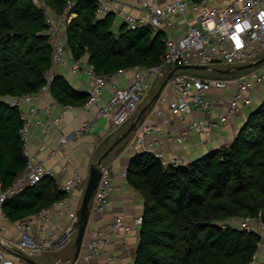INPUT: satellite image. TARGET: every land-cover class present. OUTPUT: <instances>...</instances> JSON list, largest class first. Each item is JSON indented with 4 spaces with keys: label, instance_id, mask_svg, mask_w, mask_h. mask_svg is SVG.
I'll return each instance as SVG.
<instances>
[{
    "label": "trees",
    "instance_id": "obj_1",
    "mask_svg": "<svg viewBox=\"0 0 264 264\" xmlns=\"http://www.w3.org/2000/svg\"><path fill=\"white\" fill-rule=\"evenodd\" d=\"M99 1L44 0L57 16L74 15L66 27L74 59L88 58L100 74L163 61L165 30L129 28L114 11L98 15ZM53 51L44 7L35 0H0V182L5 188L28 163L21 109L7 97L45 86ZM50 92L67 105L81 106L88 98L62 75H54ZM127 177L145 198L133 264H264L257 259L262 233L240 225L246 218L264 222V101L230 144L177 167L143 151L133 156ZM66 196L54 177L45 176L7 200L3 211L16 222Z\"/></svg>",
    "mask_w": 264,
    "mask_h": 264
},
{
    "label": "built area",
    "instance_id": "obj_2",
    "mask_svg": "<svg viewBox=\"0 0 264 264\" xmlns=\"http://www.w3.org/2000/svg\"><path fill=\"white\" fill-rule=\"evenodd\" d=\"M145 14L143 17L135 16L129 12L124 3L119 0H100L97 9L98 15H105L114 11L117 19L129 28L135 29L144 25L151 26L155 31L164 30L165 27H173L174 18L182 15L185 19V29L180 34L167 35L165 43L166 54L161 63L149 68H137L133 82L127 87H120L113 83L114 78L123 73L122 69L114 74L97 73L95 67L86 57L79 59L68 57V41L66 34L67 23L70 17L57 21L51 14L50 8L45 7L46 22L49 25L53 51V67L63 66L76 73L87 74L92 86L90 90L87 107H96L95 119L85 121L81 127L73 132L71 136L62 135L60 144L53 154L65 149L73 140H78L85 132H90L95 123L100 119L108 118L112 127H118L127 123L138 111L143 98L156 79L165 80L176 66H203L204 69L213 71L212 64L221 62L231 68L246 63L256 62L264 55V0H230L222 6L216 0H173L165 5H160L156 0H139ZM195 15L194 19L188 17L189 13ZM48 83L39 91L27 93L22 96H9L7 102L11 106L21 109L23 126L21 128L22 149L28 159L26 170L20 174L12 185L3 187L0 182V207L20 193L24 188L36 185L45 176H55L52 168H48L43 162L36 160L31 150L32 129L35 116L40 113L39 103L50 93V84L54 78L51 70L47 74ZM264 81V61L250 71L241 73L234 78L198 76L185 71H176L169 79L168 85L175 91L174 97H165L163 102L167 108H159V114H163L166 122L170 121L171 114L190 113L201 110L208 115L216 112L215 102L208 95L212 92L226 90L235 86L234 94L229 98V105L224 113H219L218 118L209 119V122L195 119L188 122L183 130V135H176L172 131H165L153 123H147L136 133L133 148L138 151L154 153L164 165L180 166L184 160L178 154L167 156L163 149V140H175L183 142L184 137L194 130H199L208 135L211 126H217L220 122H228L231 118L238 116L245 107L250 106L254 100L249 93L255 83ZM110 98L102 103V93L109 87ZM26 106H28L26 108ZM57 102L50 103L43 109L49 114L57 107ZM126 174V173H124ZM81 174L75 173L64 183L58 184L60 190L69 195L76 186L84 182ZM113 173L109 166H102V176L95 191L91 210L103 212L106 210L113 191ZM68 196L58 202V213L66 212L71 217L70 226L59 237L48 231V221L52 214L45 212L42 216L45 224L38 230L34 228L32 216L18 221L20 237L16 243L15 254H33L44 252L54 248L66 246L77 233L80 216L77 211H68ZM140 227L143 223V215L136 219ZM243 228H252L264 232V222L246 218L241 221ZM131 231L127 216L120 214L116 216L109 227L104 229H87L82 248V253L77 261L87 264H114L118 256L113 251H107L106 246L111 238L118 234H127ZM4 232L0 222V237ZM6 250L11 244L3 243ZM104 252V259L95 263V258ZM76 261V262H77ZM0 264H14L5 252H0Z\"/></svg>",
    "mask_w": 264,
    "mask_h": 264
},
{
    "label": "crops",
    "instance_id": "obj_3",
    "mask_svg": "<svg viewBox=\"0 0 264 264\" xmlns=\"http://www.w3.org/2000/svg\"><path fill=\"white\" fill-rule=\"evenodd\" d=\"M35 1L39 6L44 8L48 7L44 0ZM156 1L160 5H165L173 0ZM229 1L230 0H216V2L222 6L226 5ZM119 2L124 3L125 8L135 16H145L139 0H119ZM50 12L57 21H61L65 18L64 16H57L51 9ZM73 16L74 15L70 16V18ZM188 17L194 19L195 15L190 12ZM174 20L175 24L173 27H165L164 29L167 35L180 34L185 29V19L182 15H177ZM118 21L121 22V20ZM68 57L71 59L73 58L69 48ZM262 58H264V55L261 59ZM243 65H238L233 68L227 66V68L218 69L214 76L234 78L254 68L239 69V67ZM136 69L137 68L125 69L123 73L114 78L113 83L120 87L129 86L134 80ZM200 69L205 70L204 68ZM51 72L54 75L64 76L75 89L88 93V98L83 105L76 106L62 104L53 97L51 92L47 94L39 103L40 113L35 116L32 129L31 150L36 160L43 162L48 168L54 170V179L57 184L64 183L69 178L73 177L75 173H79L83 176L85 181L76 186V188L67 195L68 201L65 207L68 211H77L79 216L90 174V167L92 164L96 163L102 154H104L128 129V126H130L133 120L139 115L141 110L148 106V109L140 118L133 132H131L123 142L117 145L104 159L102 166H109L111 168L114 187L106 210L103 212L91 210V217L88 225L89 229H104L111 225L116 216L125 214L131 231L127 234L123 233L113 236L110 243L105 248L107 251L115 252L118 256V260L114 264H133L140 241L141 231V227L137 225L136 219L143 215L145 207L144 195L130 183L127 177V170L133 156L141 152L132 147L137 131L145 124L153 123L162 130L172 131L178 136L183 135V130L188 122L199 119L208 123L209 119H216L219 113L226 112L229 105V98L234 94L236 88L235 86H231L226 90L212 92L208 95V97L215 102L216 112L212 115H208L201 110H195L190 113H174L171 114L170 121L166 122V115L159 114L158 110L159 108L164 110L167 108L166 103L163 102V98L174 97L175 91L167 84L159 97L153 101L164 82V80H162L160 81L161 85L158 91L152 99L144 106H141V103L139 107V109L141 108L140 112L138 113V109L133 118L127 123L114 128L108 118L100 119L95 123L90 132L83 133L78 140L71 141L65 149L53 154V151L56 150L60 144V137L62 135L71 136L85 121H92L95 119L96 107H87L92 86V81L87 74L76 73L69 68L59 65L53 67ZM155 81H153V83ZM110 87L111 86L102 93V103H105L110 98ZM249 93H251L254 98L252 104L245 107L238 116L231 118L228 122L223 123L219 121L217 126H211L208 135H205L199 130H194L186 135L184 141L181 143L175 140L164 139L162 141L164 144L163 149L167 156L170 157L172 154L176 153L183 158L184 163H188L204 156L213 149L230 144L237 136L239 129L248 116L264 101V81L255 83L250 88ZM53 102H57L58 106L49 114L43 112V109ZM27 107L28 106H26V108ZM59 201L32 216L35 230H38L42 224H45L42 219L43 214L45 212H50L52 214L51 219L46 223L48 225V231L58 237L66 231L68 226H70L71 217L68 212L63 215L58 213ZM0 222L4 228V232L0 237V252H5L9 258H12L14 264H87L82 261L73 262V260H71L70 262V257L73 256L74 259L75 252H72L69 247L75 244V236L77 233L72 240L62 248H54L48 251L27 255H14L12 251L14 252V250H16V243L21 235L17 227L18 221H11L5 215L3 207H0ZM3 243L11 244L10 249L6 250ZM60 252H62V254H59ZM103 259L104 252L99 254L94 262L100 263ZM30 260H33V262Z\"/></svg>",
    "mask_w": 264,
    "mask_h": 264
},
{
    "label": "water",
    "instance_id": "obj_4",
    "mask_svg": "<svg viewBox=\"0 0 264 264\" xmlns=\"http://www.w3.org/2000/svg\"><path fill=\"white\" fill-rule=\"evenodd\" d=\"M263 61H264V58L259 59L256 62H251L249 64H245L243 66H240L239 69L252 68V67H255V66L259 65ZM200 68H204V67L203 66H198V65H194V66H189V65L176 66L169 73L168 77L164 80L160 90L158 91V93L154 97L153 101H155L159 97V95L161 94L163 88L168 84V79L176 71L188 70V69H200ZM147 109H148V106L144 107L141 110L139 115L130 124L129 128L114 142V144H112L110 146V148L104 154H102V156L99 158V160L96 163L92 164V166L90 167V174H89V178H88V181H87V185H86L85 193H84V196H83L82 204H81V207H80V221H79V227H78V230H77V235H76V238H75L76 251H75V254H74L73 262H76L79 259L81 251H82V248H83V245H84L86 231L88 229V225H89V221H90V217H91L92 200H93L95 191L97 189L99 180H100V178L102 176V164H103V161L107 157V155L117 145H119L121 142H123L129 136V134L131 132H133V130L138 125V123L140 121V118L146 112ZM30 261L33 262V260H30Z\"/></svg>",
    "mask_w": 264,
    "mask_h": 264
},
{
    "label": "rangeland",
    "instance_id": "obj_5",
    "mask_svg": "<svg viewBox=\"0 0 264 264\" xmlns=\"http://www.w3.org/2000/svg\"><path fill=\"white\" fill-rule=\"evenodd\" d=\"M211 66L214 69L213 71H209L207 69H205V70L188 69V70H184V71H187V73L196 74L198 76H214L218 69L227 68V65L224 64V63H221V62H216V63L212 64ZM160 81H162V79H156V81L153 84H151V86L149 87V89L147 90V92H146V94H145V96L143 98L141 106H144L145 104H147L152 99V97L156 94V92L158 91V89H159V87L161 85ZM140 109H139L138 113L140 112ZM128 128H129V126H128ZM239 221L240 220H235V222H237V223ZM262 235H263V238H264V232L262 233ZM72 244H74V243H72ZM69 248H70V250H72V252H75V244L70 246ZM66 250H68V249H66ZM59 254H62V252H60ZM257 259L261 260V261H264V239H263V242L261 243V250L259 252V255H258ZM71 260H73V256L70 257V262H71Z\"/></svg>",
    "mask_w": 264,
    "mask_h": 264
}]
</instances>
